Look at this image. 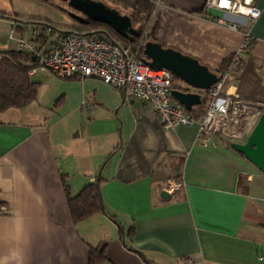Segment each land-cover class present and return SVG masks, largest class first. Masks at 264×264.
I'll return each instance as SVG.
<instances>
[{
  "label": "crops",
  "instance_id": "obj_1",
  "mask_svg": "<svg viewBox=\"0 0 264 264\" xmlns=\"http://www.w3.org/2000/svg\"><path fill=\"white\" fill-rule=\"evenodd\" d=\"M153 1L149 37L214 72L252 35L224 91L264 114V0L255 21L208 9L207 0ZM22 15L14 0H0V58L47 19ZM55 77L63 78L39 69L30 75L36 97L0 113V264H89L91 248L103 253L98 264H264V173L231 142H203L198 123L167 129L151 106L126 103L95 77L65 78L54 117L41 101L32 114ZM169 179L184 185L164 197ZM96 180L117 221L97 213L75 222L67 189L75 196Z\"/></svg>",
  "mask_w": 264,
  "mask_h": 264
},
{
  "label": "built area",
  "instance_id": "obj_2",
  "mask_svg": "<svg viewBox=\"0 0 264 264\" xmlns=\"http://www.w3.org/2000/svg\"><path fill=\"white\" fill-rule=\"evenodd\" d=\"M206 6L208 9L242 15L252 21L262 14L256 0H207ZM217 21L226 22L221 17ZM49 30L48 25L42 24L35 27L29 39L16 36L18 49L37 59L38 65L29 71L30 75L39 69H49L63 78H98L122 90L126 103L141 101L151 106L167 129L198 123L199 138L205 143L245 139L246 132L257 122L258 112L253 110V105L237 93L224 91L227 81L235 79V72L242 62L241 55L250 46L252 35L249 32L245 33L242 45L233 54L231 64L218 74L217 81L209 89H190L205 97V111L198 119L172 94L176 76L166 68L152 67L141 59L139 47L135 49L116 42L103 32L93 35L69 32L52 37ZM45 39L46 45L43 46ZM43 47L47 48L44 53L41 52ZM183 185L178 179H169L166 190L173 194ZM1 211H5V207H1ZM187 264H193V261Z\"/></svg>",
  "mask_w": 264,
  "mask_h": 264
},
{
  "label": "trees",
  "instance_id": "obj_3",
  "mask_svg": "<svg viewBox=\"0 0 264 264\" xmlns=\"http://www.w3.org/2000/svg\"><path fill=\"white\" fill-rule=\"evenodd\" d=\"M49 1V0H45ZM124 9H129L133 26L140 31V36L131 41L121 36L111 26L105 23L89 22L88 24H77L64 27L48 19H36L48 26L58 30L61 34L77 32L80 34L106 33L107 36L116 41L133 48L139 47V57L145 58L144 45L148 40H152L148 35V27L155 12L156 4L153 0H107ZM232 62V56L224 60L219 70V74L224 72ZM37 59L30 53L20 50H9L3 52L0 58V113L11 107H24L29 104L37 94V83L29 75V71L36 67ZM69 78H77L76 76ZM181 80L176 78L173 89H186L181 86ZM206 103L191 109V113L196 118H201L204 114ZM67 199L72 217L75 222L87 219L97 213H104L112 220L117 221L104 209L99 181L89 182L75 196H72L67 189ZM104 206V207H103ZM119 223V222H117ZM122 228V227H121ZM102 251L91 248L89 264H98L102 257Z\"/></svg>",
  "mask_w": 264,
  "mask_h": 264
},
{
  "label": "water",
  "instance_id": "obj_4",
  "mask_svg": "<svg viewBox=\"0 0 264 264\" xmlns=\"http://www.w3.org/2000/svg\"><path fill=\"white\" fill-rule=\"evenodd\" d=\"M61 1H67L68 6L71 8L68 13L80 24H88L89 22L105 23L131 41L140 36V31L133 26L130 14H122L118 9L103 1ZM144 54V60L152 67L170 70L176 78L185 84L186 89H173L172 94L188 110L200 105L205 99L202 93L190 89L207 90L218 79V72L212 71L197 58L172 47H165L158 41L148 40L144 45ZM231 145L264 173V114H260L256 124L244 141H233ZM102 168L98 173V178L101 175ZM162 196L169 197V191L164 190Z\"/></svg>",
  "mask_w": 264,
  "mask_h": 264
},
{
  "label": "rangeland",
  "instance_id": "obj_5",
  "mask_svg": "<svg viewBox=\"0 0 264 264\" xmlns=\"http://www.w3.org/2000/svg\"><path fill=\"white\" fill-rule=\"evenodd\" d=\"M100 1H103L106 4L110 5L111 7L118 9L122 14H130V12H131L129 9H124L120 6H117L113 3H111L110 1H107V0H100ZM48 2H50L52 4H50ZM48 2H44L42 0H14V3L16 4L17 9L20 12H23L24 14H26L25 16L22 15V17L24 18L25 21L30 20V19H28V17L31 16L30 14H37L40 17L47 18L48 20H51V21L55 22L56 24H59V25L64 26V27H69V26L79 24V22L68 13L70 10V7L66 3H64L61 0H49ZM64 8H66V9H64ZM235 73H237V71ZM58 79H60V80H58ZM63 80L67 81V80H65V78H58V77H55L53 79L49 78V81H51L50 85L47 84V85L42 87V90H41L40 96H39V101L35 102L34 106H32V108H29L30 109L29 111H31V112L33 111L32 114H35L34 113L35 109L40 110V104L44 103L47 106L46 109L48 110L49 114L47 112H45V113L47 115H52V117H54V115H53L54 106H55L54 103L56 102L54 99L55 98L54 94H55L56 90L60 91L62 88H64V81ZM234 80L235 79L228 80L227 83H232V81H234ZM62 83H63V86H62ZM59 84H61V86ZM181 86H182V84H181ZM73 94H75L74 89H73ZM40 101H41V103H40ZM69 105H72V103L70 102ZM84 111H85V113L89 114V112L86 109ZM31 112H29V113H31ZM75 115H76L75 113L71 114L70 119H72V117H74ZM258 118H259V116H258ZM69 121H71V120H69ZM253 127H254V125H253ZM252 128H250L248 130V132H246V134L244 136L245 139L248 136L249 132L252 130Z\"/></svg>",
  "mask_w": 264,
  "mask_h": 264
},
{
  "label": "flooded vegetation",
  "instance_id": "obj_6",
  "mask_svg": "<svg viewBox=\"0 0 264 264\" xmlns=\"http://www.w3.org/2000/svg\"><path fill=\"white\" fill-rule=\"evenodd\" d=\"M64 3H66L67 4V1L66 2H64ZM68 5V4H67ZM71 9V8H70Z\"/></svg>",
  "mask_w": 264,
  "mask_h": 264
},
{
  "label": "bare ground",
  "instance_id": "obj_7",
  "mask_svg": "<svg viewBox=\"0 0 264 264\" xmlns=\"http://www.w3.org/2000/svg\"><path fill=\"white\" fill-rule=\"evenodd\" d=\"M205 100V99H204Z\"/></svg>",
  "mask_w": 264,
  "mask_h": 264
}]
</instances>
